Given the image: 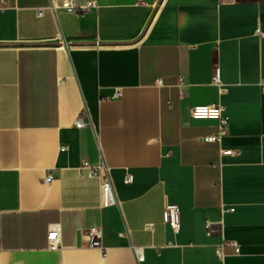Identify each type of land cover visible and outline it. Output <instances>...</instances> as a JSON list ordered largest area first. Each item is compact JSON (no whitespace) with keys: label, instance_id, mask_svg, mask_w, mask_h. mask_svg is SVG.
<instances>
[{"label":"crops","instance_id":"obj_1","mask_svg":"<svg viewBox=\"0 0 264 264\" xmlns=\"http://www.w3.org/2000/svg\"><path fill=\"white\" fill-rule=\"evenodd\" d=\"M64 1L0 0V264H264V1Z\"/></svg>","mask_w":264,"mask_h":264},{"label":"built area","instance_id":"obj_2","mask_svg":"<svg viewBox=\"0 0 264 264\" xmlns=\"http://www.w3.org/2000/svg\"><path fill=\"white\" fill-rule=\"evenodd\" d=\"M257 1H264V0H257ZM99 5L96 2H89L86 4H79L74 0H65L59 7L63 11H67L70 13L82 15L89 13L91 11H97L99 9ZM215 82L216 84L220 85L222 83L221 81V74L220 69L216 68V74H215ZM123 95L121 90H118L116 95L113 97V99H119ZM225 107L222 105H211V106H202V107H196L193 110V116L196 119H216L220 121L221 127L220 131L209 135L205 138L206 142H219L224 135L227 134V124H228V118L224 116ZM77 126H82L83 121L77 120L76 121ZM63 150L67 149V147H63ZM227 153H232L231 151H227ZM83 168L87 169V175L89 177H96L99 176L101 179V195H102V207H110V206H116L118 205L119 201L116 196L114 186L112 183V180L110 178L109 174V168L108 167H92L89 166L87 162H84ZM53 180V177L51 175H48L45 178V183H50ZM134 180V177L132 175L127 176L126 183H132ZM181 208L179 205H168L167 207V213L169 217V223L172 227V229L179 233L181 230ZM212 223L207 222L206 223V229L208 232L212 233ZM86 235L89 240V246L90 247H102V227H95L86 232ZM62 227L59 223L51 224L48 231V249L50 250H58L62 247ZM139 261H143L144 256L142 253V249H139V255H138Z\"/></svg>","mask_w":264,"mask_h":264}]
</instances>
